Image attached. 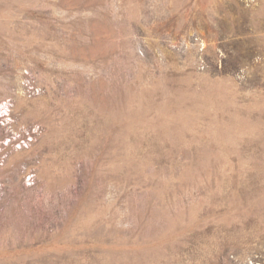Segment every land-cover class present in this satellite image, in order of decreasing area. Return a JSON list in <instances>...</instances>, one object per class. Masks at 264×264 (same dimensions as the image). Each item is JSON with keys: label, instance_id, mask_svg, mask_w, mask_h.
<instances>
[{"label": "rangeland", "instance_id": "rangeland-1", "mask_svg": "<svg viewBox=\"0 0 264 264\" xmlns=\"http://www.w3.org/2000/svg\"><path fill=\"white\" fill-rule=\"evenodd\" d=\"M0 264H264V0H0Z\"/></svg>", "mask_w": 264, "mask_h": 264}]
</instances>
